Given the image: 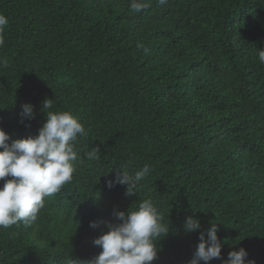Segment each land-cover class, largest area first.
<instances>
[{
    "label": "trees",
    "instance_id": "obj_1",
    "mask_svg": "<svg viewBox=\"0 0 264 264\" xmlns=\"http://www.w3.org/2000/svg\"><path fill=\"white\" fill-rule=\"evenodd\" d=\"M145 3L134 13L130 0H0L8 143L38 135L46 98L88 132L72 182L36 223L0 228V264H89L102 251L93 241L122 223L115 213L147 198L169 223L152 264H189L212 223L222 248L208 264L240 248L264 264V0ZM26 103L35 116L22 123ZM96 146L100 158L87 159ZM145 164L137 195L109 187ZM190 216L201 228L185 233Z\"/></svg>",
    "mask_w": 264,
    "mask_h": 264
},
{
    "label": "clouds",
    "instance_id": "obj_2",
    "mask_svg": "<svg viewBox=\"0 0 264 264\" xmlns=\"http://www.w3.org/2000/svg\"><path fill=\"white\" fill-rule=\"evenodd\" d=\"M160 5L167 0H157ZM148 7L145 0H130V11L141 12ZM8 18L0 14V47L5 43L3 33ZM258 60L264 64V50L258 51ZM0 65L7 66L5 59L0 58ZM20 113L24 119H34L31 104H23ZM53 99H45L42 112L46 114V122L42 124L37 136L13 140L0 128V228L7 229L22 224L32 227L38 220L40 211L45 206V198L60 192L72 182L75 172L74 162L79 154L75 145L79 138H86L88 132L83 123L70 111H53ZM30 126V125H28ZM100 148L96 146L84 155L89 160L100 158ZM151 168L145 164L141 169L129 174L123 170L116 175L113 184L126 185V195H137L141 181L149 175ZM11 177V179H7ZM119 224L108 223V231L93 243L102 251L89 264H152L157 258V243L169 232V223L165 225L164 217L151 198L143 199L134 210L115 213ZM90 227L98 224L91 222ZM199 219L188 217L184 224L185 233L199 230ZM217 223L201 232L199 243L189 264H204L221 258L222 242L217 236ZM205 235L207 239H205ZM247 251H230L223 264H246ZM254 264V262H248Z\"/></svg>",
    "mask_w": 264,
    "mask_h": 264
}]
</instances>
